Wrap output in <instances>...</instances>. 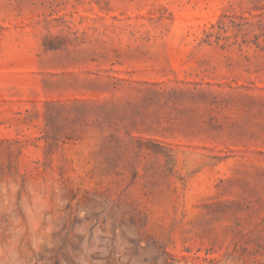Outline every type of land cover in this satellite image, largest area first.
<instances>
[{"label":"rangeland","instance_id":"374dc122","mask_svg":"<svg viewBox=\"0 0 264 264\" xmlns=\"http://www.w3.org/2000/svg\"><path fill=\"white\" fill-rule=\"evenodd\" d=\"M264 264V0H0V261Z\"/></svg>","mask_w":264,"mask_h":264},{"label":"clouds","instance_id":"9594fccd","mask_svg":"<svg viewBox=\"0 0 264 264\" xmlns=\"http://www.w3.org/2000/svg\"><path fill=\"white\" fill-rule=\"evenodd\" d=\"M7 264H23V261L19 257V252L15 247H9L7 249ZM0 264H4L3 261H0Z\"/></svg>","mask_w":264,"mask_h":264}]
</instances>
